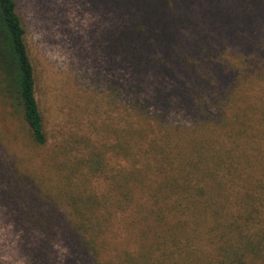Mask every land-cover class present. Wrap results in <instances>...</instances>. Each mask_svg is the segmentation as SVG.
<instances>
[{
  "label": "rangeland",
  "instance_id": "1",
  "mask_svg": "<svg viewBox=\"0 0 264 264\" xmlns=\"http://www.w3.org/2000/svg\"><path fill=\"white\" fill-rule=\"evenodd\" d=\"M15 2L34 66L35 96L46 143L36 144L22 119L0 101V264H41L33 243L27 249L20 242L26 224L16 218L24 205L14 203L8 190L9 179L17 175L28 176L26 182L32 183L18 184L20 193L34 185L33 179L38 186L34 191L38 205H54L61 218L75 217L77 196L109 203L92 213L109 219L100 236L106 243L94 249L93 261L87 258L90 250L83 258L75 249L71 252L66 231L53 228L47 264H264V0H196L191 5L195 30L193 23L179 24L181 34L189 35L190 40L202 38L195 50L184 44L189 59L196 67L206 64L211 72L218 69L224 81L216 80L206 91L212 96V113L217 110L215 100L226 91V80L238 81L237 72L244 71L238 88L247 99L237 113L239 118L227 115L226 130L206 136L209 158L218 154L224 160L216 181L202 177L203 165L191 167L195 175L189 183L197 190L195 200L201 201L200 208L192 211V206L177 214L178 222L165 230L156 224L155 214L143 219L136 213L118 211L113 203L120 196L112 178L146 162L154 165L152 142L157 150H164L168 141L182 136L181 145L170 148L178 152L192 150L186 142L201 141L197 137L200 132L188 129L194 125L193 118L184 110L182 95L173 93L163 110L168 114L164 123L178 126L174 131L147 128L140 148L132 145L128 150H116L123 138L133 136L130 131L134 126L130 127L133 118L129 116L132 93L127 92L130 65L116 52L106 50L103 43L119 25L111 8L106 10L95 0ZM209 11L214 16H209ZM241 14L246 18L237 19ZM87 153L91 157L97 154L99 169L89 170L80 163ZM53 157L63 163L58 169L50 165ZM208 160L212 164V159ZM149 192L143 195L135 190L131 197L151 203ZM180 198L161 193L156 207ZM238 215L242 219L235 220ZM126 218L135 225H126ZM222 233L224 239L215 241ZM157 237L159 246L154 244ZM149 245L152 252L143 260ZM126 253L128 258H124ZM66 258L70 261L65 263Z\"/></svg>",
  "mask_w": 264,
  "mask_h": 264
},
{
  "label": "trees",
  "instance_id": "2",
  "mask_svg": "<svg viewBox=\"0 0 264 264\" xmlns=\"http://www.w3.org/2000/svg\"><path fill=\"white\" fill-rule=\"evenodd\" d=\"M195 1L95 0L97 3H102L106 10L111 8L119 21L116 32H112L110 38L104 37L105 49L120 55L123 61L128 62L131 70L127 92L132 93V98L129 99L131 105L129 116L133 118L130 124V127L134 126L130 131L133 136H129L128 139L123 138L116 145V150H128L132 148V145L140 148L139 141L147 128L163 127L167 133L174 131V128L178 126L164 123L168 122V114L163 111L168 107V100L172 99L173 93L182 95L184 110L193 118L194 125L188 128L190 132L194 134L196 131L200 132V136L197 135V137L201 141L193 139L186 142L192 150L188 148V150L172 152L171 146L179 147L182 136H175L176 139L170 140L172 143L168 141L164 150H157L154 143H150L152 152L155 153V157L152 158V161H155L154 165L146 162L139 169L134 168L127 174L119 172L116 178H112L114 188L120 196L113 206L122 213L126 211L128 214L136 213L143 219L155 214V222L161 226L160 230H165L177 223V214L190 211L192 206L194 207L192 211L200 208L201 201L195 200L197 190L189 183L195 175L191 167L193 164L203 165L204 168L200 171H204L202 177L208 176L213 179L216 177L218 168L224 165V160L218 154L209 158L210 151H207L206 136L219 129L226 130L227 115L231 114L239 118L237 113L246 106L247 98L240 95L238 88L239 81H242L244 76V71H242L237 72L238 81L232 80L229 83L226 80L224 87L226 91H223L226 98L224 102L222 101L224 95L221 99L215 100L216 112L212 113L209 107L212 103L209 102L212 96L206 94V91L212 89L210 85L215 84L216 80L220 81L221 78L224 82L220 76L221 73L218 69L211 72L206 64H203V67L195 66L196 63L189 59L188 48L184 44H191V48L195 50L202 38L190 40L189 35H182L179 30V24L182 23L189 25L193 23L192 30H195L196 17L191 14V5ZM211 13L213 12L209 11V16H214ZM242 17L246 18L241 14V17L237 19H242ZM231 65L234 66L233 61ZM248 72L245 70V73ZM35 83L34 66L29 57L25 42V29L16 9V2L15 0H0V101L11 109V113L22 119L34 142L43 145L46 143V136L42 114L35 96ZM152 102L154 104H151ZM239 102L244 103L242 107ZM195 150L201 151L200 155H194ZM89 155L83 156L80 163L89 170L99 169L97 154H94V157ZM58 157L60 159L59 155ZM208 159H212V164ZM61 164L63 163L55 157H53V162L50 161V165H55L56 169ZM151 173L160 176L162 180H155ZM27 178L28 176H13L9 179L11 183L8 187L11 192L10 199L16 204L24 205L18 211L16 218L26 224L24 234L20 238V242L25 244L23 247L29 249L30 243H33L34 255L41 264H47L50 247L51 245L53 247L52 229L60 230L61 228L62 232L66 231L65 237L71 247V252L75 249L83 258V253L87 254L90 250L92 254L87 258L93 261L94 253H96L94 249L106 243L105 239L100 236L103 228H106V225L108 227L109 219L105 215L98 216L92 213L98 207L106 208L109 203L100 202L99 199L83 200L81 196H77L73 205V208L77 210L75 217L61 218L63 216L58 214L54 205H38L34 193L38 186L33 179L34 185L29 186V190L19 192L18 184H24L20 186L32 184L26 182ZM38 180L43 181V179ZM217 186L221 188L222 182L217 183ZM148 189L149 196L153 199L151 203L131 197L135 190L144 195ZM161 193L176 194L181 198L170 203L166 202L157 208L156 200ZM240 219H242L241 215L235 218V220ZM125 223L134 226L136 222L126 218ZM223 239L224 234L222 233L219 237L216 236L215 241L221 242ZM159 240L157 237L154 244L159 246L161 244ZM150 247L151 245L147 246L142 256L143 260L151 254ZM124 258H128L127 253L124 254ZM68 261L70 259L66 258L65 263Z\"/></svg>",
  "mask_w": 264,
  "mask_h": 264
}]
</instances>
